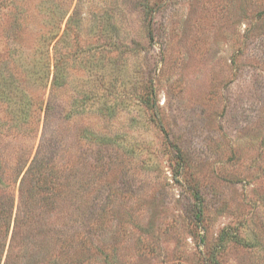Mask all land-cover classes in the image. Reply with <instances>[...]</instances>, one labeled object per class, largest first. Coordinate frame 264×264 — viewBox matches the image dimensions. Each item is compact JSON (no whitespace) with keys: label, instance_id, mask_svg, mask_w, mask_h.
Segmentation results:
<instances>
[{"label":"rangeland","instance_id":"rangeland-1","mask_svg":"<svg viewBox=\"0 0 264 264\" xmlns=\"http://www.w3.org/2000/svg\"><path fill=\"white\" fill-rule=\"evenodd\" d=\"M41 1L1 15L0 75L37 105L52 97L47 132L74 160L70 262L199 264L228 231L257 245L230 236L220 264H264V0H44L66 12L47 84ZM54 44L65 77L51 93Z\"/></svg>","mask_w":264,"mask_h":264},{"label":"trees","instance_id":"trees-1","mask_svg":"<svg viewBox=\"0 0 264 264\" xmlns=\"http://www.w3.org/2000/svg\"><path fill=\"white\" fill-rule=\"evenodd\" d=\"M18 2L0 0V19L1 15L11 17ZM40 6V12L46 15V27L38 37L35 51L39 54L37 62H40L38 77L47 84L51 70L46 56L66 12H60L53 2L45 4L43 0ZM143 10L148 16L149 7H143ZM73 15L75 12L67 19L64 33L70 29ZM57 52L54 44L51 93L63 84L58 82L65 77ZM21 84L12 83L0 75V100L7 111L6 118L0 117V136H4L6 145L11 147L10 152L0 148V264H42L41 255L46 254L42 250L47 246H52L54 252L49 263L73 264L76 260L71 263L70 259L78 238L74 228L77 217L72 207L75 200L74 160L64 156L57 147L55 135L47 132L50 116L55 112L52 97L45 106L43 103L37 105ZM41 112L44 115L43 130L34 150V144L27 142H32L36 136ZM94 137L97 138L95 144H106V136ZM195 205L194 218L199 221L203 208L200 202ZM230 236L242 246L257 245L239 234L235 237L226 231L221 233L214 247L208 248L199 264H220L219 256Z\"/></svg>","mask_w":264,"mask_h":264}]
</instances>
